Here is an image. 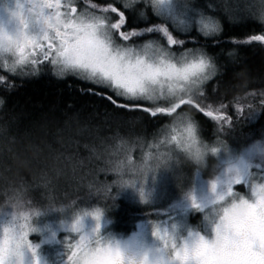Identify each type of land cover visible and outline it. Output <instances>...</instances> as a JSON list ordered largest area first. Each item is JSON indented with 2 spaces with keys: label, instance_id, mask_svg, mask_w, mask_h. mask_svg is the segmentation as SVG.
<instances>
[{
  "label": "snow or ice",
  "instance_id": "6c2138e0",
  "mask_svg": "<svg viewBox=\"0 0 264 264\" xmlns=\"http://www.w3.org/2000/svg\"><path fill=\"white\" fill-rule=\"evenodd\" d=\"M141 4L145 9L150 8L160 22L143 28L132 27L129 14L136 11L134 5ZM0 9L8 16L7 27L0 20V85L11 88L12 77L35 75L50 65L58 78L75 75L129 101L118 104L112 96H107L118 108H141L139 102L143 101L150 105L143 107V112L175 118L171 126L175 134L169 143H174L177 150L194 149L191 154L197 159L202 151L197 147L198 121L191 114L193 109L218 124V131L225 125L231 127L229 117L223 115V103L216 108L203 103L205 84L216 74L212 59L202 47L173 51L174 46L186 43L185 39L174 36L168 26L176 25L178 9H184V19L178 25L182 32L195 28L199 34L212 37L222 30L218 19L190 8L184 0L179 3L174 0H14L13 8L0 6ZM226 11L230 18H237L231 10ZM140 16L145 17L143 10ZM254 18L264 24V0H258ZM144 33L158 34L166 43L155 40L132 43V38ZM251 42L264 44V34L250 35L244 41ZM193 89L198 90L195 97ZM94 94L104 97L103 93ZM260 96L264 97V91ZM243 99L234 98L238 113L245 107L249 114L264 109V98L258 107L242 104ZM182 106H187L189 112H178ZM181 118L183 123L177 130L174 125ZM211 152L228 154L229 147L217 139ZM167 156V153L157 156L160 164L166 163L162 157ZM149 158L146 154L145 161ZM135 164L128 157L126 163L112 170L122 174L124 168L131 171ZM252 169L260 170L259 178ZM119 182L128 183L124 179ZM236 185H245L249 191L239 193ZM210 190L213 197L206 203L190 198L191 208L202 217L203 228L186 229L179 234L175 224L170 229L161 228L149 220L151 236L160 244L158 255L152 260L147 253L139 258L126 254L120 242L101 234L104 211L100 208L62 221V227L66 228L62 238L65 264H264V166L243 160L236 164L229 162V167L215 177ZM14 200L19 202L18 197ZM218 204L223 205L219 210ZM15 207L13 203L12 208ZM39 214L13 211L7 222L0 224V264H38L37 245L28 237L38 231L32 217ZM85 216L94 221L88 231L83 230Z\"/></svg>",
  "mask_w": 264,
  "mask_h": 264
},
{
  "label": "trees",
  "instance_id": "16d2710c",
  "mask_svg": "<svg viewBox=\"0 0 264 264\" xmlns=\"http://www.w3.org/2000/svg\"><path fill=\"white\" fill-rule=\"evenodd\" d=\"M210 1L216 4V0ZM199 4L198 11L219 20L221 32L211 38L195 31L185 35L175 32L174 36L186 43L174 48L202 47L212 59L216 74L205 84L203 103L214 108L223 103V115L229 117L231 127L225 125L218 131L219 125L199 111L193 109L191 114L198 121L203 141L211 144L222 140L239 155L250 144L264 146V109L249 114L245 107L238 113L234 102L235 97H244L242 104L258 107L264 98L260 96L264 91V44L244 43L250 35L264 34V24L257 20L233 21L218 11H204ZM144 10V22H132L129 14L132 27L160 22L151 10ZM141 36L154 37L148 33ZM136 40L139 37L132 43ZM10 84L13 87L0 85V205L18 197L25 205L24 211L39 212L40 220L54 214L57 221L80 207L100 208L118 233L130 232L144 219L165 216L157 214V207L149 210L146 204L129 199L126 190L116 184L121 174L112 170L115 167L109 168L119 164L120 159L137 156L135 151L141 147L154 144L159 129L169 121L165 114L143 112V107H150L144 102H139L141 108H118L106 97L112 96L118 104L129 101L72 75L58 78L45 67L35 75L12 77ZM97 92L104 97L94 94ZM178 111L189 112V108L182 106ZM181 167L191 172L196 169L198 174L191 164ZM212 171L210 164L199 178H208ZM178 203L170 212L190 201L180 199ZM8 219L7 212H0V224Z\"/></svg>",
  "mask_w": 264,
  "mask_h": 264
},
{
  "label": "rangeland",
  "instance_id": "374dc122",
  "mask_svg": "<svg viewBox=\"0 0 264 264\" xmlns=\"http://www.w3.org/2000/svg\"><path fill=\"white\" fill-rule=\"evenodd\" d=\"M203 1V2H202ZM215 1V0H214ZM175 3H179L180 0H174ZM184 2L188 3L189 7L196 8L197 3L203 6L204 11H218L222 15H226L230 18L227 10H231L234 13V16L237 18H230L234 20L246 19L250 21H255L257 19L254 18V13L256 12V8L258 6V0H216V4H210V0H184ZM0 6L11 9L14 7V0H0ZM136 11L134 13H130L133 18L132 22H144L147 21L145 17L140 16V11L144 8H139L138 5H134ZM150 9V8H149ZM151 10V9H150ZM114 15V14H113ZM152 16H154L152 14ZM157 18V17H155ZM184 19V9H178L177 11V20L176 25L169 23V29L173 33L185 35L190 33L191 31H195L198 33L195 28L190 29L187 33L182 32L178 25L180 21ZM0 20H3L5 26L7 27L8 16L7 13L0 9ZM258 21V20H257ZM154 37H145L139 36V40H136V44H142L148 42L149 40H155L159 42H164L163 37L158 34L152 33ZM199 34V33H198ZM201 35V34H200ZM203 36V35H201ZM216 36V35H215ZM205 37V36H203ZM213 37V36H212ZM135 38V37H134ZM134 38L132 40L134 41ZM211 38V37H205ZM118 39V37H117ZM197 47H191L187 49H193ZM173 51L176 53L184 51V49L173 47ZM45 68H49L51 71V66H45ZM53 73V72H52ZM54 75V74H53ZM71 74L65 75L70 76ZM27 77L28 75H23L20 77ZM55 76V75H54ZM75 76V75H72ZM62 77V78H64ZM77 77V76H75ZM79 78V77H78ZM85 81V80H84ZM87 82V81H85ZM97 85V84H96ZM110 90V89H109ZM198 90L193 89L192 95L194 96ZM114 93V92H113ZM115 94V93H114ZM121 98V97H119ZM123 99V98H121ZM124 100V99H123ZM143 102V101H140ZM147 103V102H144ZM148 104V103H147ZM182 112V111H178ZM169 121L164 124L158 131L156 136V141L154 144H150L147 147H141L138 149L135 157H130L132 161L137 164H145L151 170L153 168L154 162H159L157 159L158 155L168 154L167 157H162V159L166 160L165 164H160L159 167L155 168L154 171H150L148 174V178L145 182V192L147 194V209H156L158 208L157 214H164L165 216L160 217L158 220H151L152 223L157 224L161 228H171L172 224L176 225V232L179 234H183L186 229H196L198 227L203 228L202 217L199 213L194 212L191 208V203L187 204L183 207L176 208L172 212V208L179 205V201L185 200L180 195L181 187H189L192 191V197L200 203H206L208 200L212 199L213 193L209 188L207 179L210 178L211 173H209L208 178H199L201 176V169H196L194 172H191L186 167H181L187 162H184L179 157V152L175 147L174 143H169L171 136L175 133L172 131L173 117L165 114ZM264 139V136H263ZM205 142V141H204ZM206 143V142H205ZM208 144V143H207ZM216 142H211L208 144L210 146L215 145ZM253 145L258 144H250L246 146V150L240 152L239 160H243L245 163H249L254 156ZM230 153L235 154V152L229 149ZM148 154L150 158L145 161V156ZM223 154L219 153L217 157V161L219 163H223L222 159ZM127 158L120 159V163H126ZM115 162V161H113ZM109 166L110 169L116 167L117 165ZM218 167V166H217ZM252 169L254 175L259 178L261 175L260 170ZM121 179H129L131 178V173L127 168H124L121 174ZM153 177H155L153 179ZM119 180V179H118ZM122 190H126V194L129 196V199H133L136 202H139V199L136 193L130 188H121ZM235 190L239 193H247L249 191L248 187L245 185H236ZM180 197V198H179ZM168 201V202H167ZM176 201L175 203H172ZM167 202V203H166ZM172 204H170V203ZM166 203V204H165ZM222 204L217 205V209L222 208ZM66 209V207H65ZM53 210V209H51ZM64 210V207L61 208V211ZM92 210V209H91ZM84 207H80L72 210L70 213L65 215L64 219L57 221L58 219H54L55 215L51 214L48 219L43 218L40 220L41 216H38L34 220V226L38 229L36 233L31 234L28 238L35 245H37L36 255L38 264H65V249L62 243V238L66 234V228L62 227L61 222L70 220L74 214L82 213L86 211H91ZM170 212V214H168ZM83 230L88 231L94 226V221L91 217L85 216L82 219ZM134 229L127 233H118L112 227L111 220L108 219L103 212L101 217V234H106L113 238L114 240L120 242L121 246L124 248L126 253L133 255L135 257H139L143 253H147L150 260H152L157 253V249L160 247L159 241L155 240L151 236V224L149 223V219H144L135 224ZM30 259V258H29Z\"/></svg>",
  "mask_w": 264,
  "mask_h": 264
},
{
  "label": "clouds",
  "instance_id": "9594fccd",
  "mask_svg": "<svg viewBox=\"0 0 264 264\" xmlns=\"http://www.w3.org/2000/svg\"><path fill=\"white\" fill-rule=\"evenodd\" d=\"M188 119L191 120V117H188ZM180 123H183L182 118H181L179 123L174 125L177 130H179ZM197 140H198L197 147H199L202 151L201 158L197 159L191 154V152H193L194 149H190L187 151L178 150V152H179L178 158L182 159L184 162H187L188 164H191L194 168L201 169V170L207 169L209 167V165L211 164L213 171H212L210 178L207 179L209 188L211 189V185H212L213 181L215 180V177L217 175H219L220 173H222L225 168L229 167V162H231V164L238 163L239 156L237 154H233L230 152L228 154H225L224 152H220V154L221 153L223 154V156H222L223 163H218V161H217L218 155L211 152V146L208 145L207 143H205L203 140H201L199 136H197ZM253 151H254V156L251 159L250 164L264 166V146L256 145V147L253 148ZM217 165H218V167H217ZM159 166H160V162H158V161L154 162L153 168L150 170L147 165L136 163L130 171L131 178L126 179V181H128V183L121 184L118 180V181H116V184L120 188L132 189L136 193V195L139 199V202L141 204H146L147 199L142 198V196H141V194H143L144 197H147V194L145 192V182L148 178L149 172L154 171L155 168H157ZM180 195L183 198L188 199L190 201V198L192 197V191H191L190 186L189 187H185V186L181 187L180 188ZM13 203L16 204L15 209L12 208ZM24 209H25V205L21 201H19L17 203L16 201L10 200V201L6 202V205H0V212H3V213L7 212V215L9 217L13 211H15L18 214L20 211H24ZM7 210H10V211H7ZM55 211H59V210L55 209ZM86 212L76 213V214H74V216L71 219H74L78 215L83 216L86 214ZM70 220H66V221H70Z\"/></svg>",
  "mask_w": 264,
  "mask_h": 264
},
{
  "label": "flooded vegetation",
  "instance_id": "af4514ba",
  "mask_svg": "<svg viewBox=\"0 0 264 264\" xmlns=\"http://www.w3.org/2000/svg\"><path fill=\"white\" fill-rule=\"evenodd\" d=\"M44 67H45V66H44ZM126 254L130 255L129 253H126Z\"/></svg>",
  "mask_w": 264,
  "mask_h": 264
}]
</instances>
